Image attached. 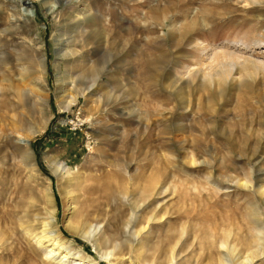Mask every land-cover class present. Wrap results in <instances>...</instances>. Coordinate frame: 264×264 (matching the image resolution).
I'll list each match as a JSON object with an SVG mask.
<instances>
[{
	"label": "rangeland",
	"instance_id": "obj_1",
	"mask_svg": "<svg viewBox=\"0 0 264 264\" xmlns=\"http://www.w3.org/2000/svg\"><path fill=\"white\" fill-rule=\"evenodd\" d=\"M91 226L118 264H264V0H0V264H110Z\"/></svg>",
	"mask_w": 264,
	"mask_h": 264
},
{
	"label": "bare ground",
	"instance_id": "obj_2",
	"mask_svg": "<svg viewBox=\"0 0 264 264\" xmlns=\"http://www.w3.org/2000/svg\"><path fill=\"white\" fill-rule=\"evenodd\" d=\"M78 7V5H76V7H74V9H76ZM73 8V7H72ZM90 11V8H89V6L88 5H84L83 6V8L82 9H78V13H80V12H84V13H86V12H89ZM228 55L229 56H227V54H225V56H227V57H231L230 59H232V57L233 56H230V55H232V54H229L228 53ZM234 55V54H233ZM237 57V56H236ZM214 58V57H213ZM220 58V57H219ZM228 58V59H229ZM216 59L218 60V56L216 57ZM233 59H234V57H233ZM236 59V58H235ZM234 59V60H235ZM219 63V62H218ZM44 90L45 91H47L48 90V85H47V83L46 82H44ZM58 94V93H57ZM56 96H58V95H56ZM63 96V95H62ZM61 96V97H62ZM69 103L70 102H68L66 105H65V108H67L68 107V105H69ZM57 170H58V167H57ZM108 189V188H107ZM93 195V194H92ZM95 195V194H94ZM70 196V195H69ZM95 200V199H94ZM93 200V201H94ZM97 201H98V199H97ZM72 205V204H71ZM72 209V208H71ZM88 209L86 208V211H87ZM84 213H85V211H84ZM52 214V213H51ZM92 217V216H91ZM94 217V216H93ZM51 218H52V220L54 221L55 220V217L53 216V214L51 215ZM127 218V217H126ZM131 218V217H130ZM123 220V219H122ZM77 221V220H76ZM88 221V220H87ZM86 222V221H85ZM129 222L130 221H128L127 223L129 224ZM77 223V222H76ZM122 226V225H121ZM126 227V226H125ZM133 227V226H132ZM58 228V227H57ZM96 228H97V225H96ZM127 228V227H126ZM73 229L74 230H78V227H76V226H74L73 227ZM128 229V228H127ZM131 230V229H130ZM94 231H95V228H94V226H91L89 229H85V230H83L82 232H81V234H82V237H84V238H86L87 240H91L92 241V244H93V251H95V252H97V253H99V255H100V258L102 259H105V260H108V262H110V264H118L117 262H115L114 261V258H116L115 257V253H116V251H114L113 249L112 250H107V248L106 249H104L103 247H102V245H101V242H100V239H99V237L98 236H96L95 234H93L94 233ZM101 232V231H100ZM138 232V231H137ZM52 233V232H51ZM139 233V232H138ZM137 233V234H138ZM81 237V236H80ZM63 238V237H62ZM126 238V237H125ZM40 239V238H39ZM258 239V238H257ZM48 240H50L51 241V245H52V248L48 251V252H54V251H60L61 249H63V250H65V252H64V255L62 256V258H66L67 256H68V254H69V249L68 248H66L65 247V244H64V241H62V239L58 236V234L56 233V232H54V237L53 238H50V239H48ZM47 240V241H48ZM39 241V240H38ZM127 241V240H126ZM41 242V241H40ZM90 242V241H89ZM118 242V241H117ZM130 243V242H129ZM49 245V244H48ZM51 245H49V246H51ZM130 247V246H129ZM72 250V249H71ZM257 251V250H256ZM257 253V252H256ZM118 255V254H117ZM251 255V254H250ZM70 256V255H69ZM124 256V255H123ZM77 259H78V262L77 263H75V264H100L99 262H98V260H96L95 258H93L91 255H87V256H83V255H81V254H77ZM60 258V257H59ZM74 258H75V256H74ZM126 259H127V257H126ZM224 259V258H223ZM245 259H248V258H245ZM250 259V258H249ZM72 260V259H71ZM70 260V261H71ZM124 260V259H123ZM62 263V262H61ZM133 263V262H132ZM128 264V263H127ZM130 264V263H129Z\"/></svg>",
	"mask_w": 264,
	"mask_h": 264
}]
</instances>
